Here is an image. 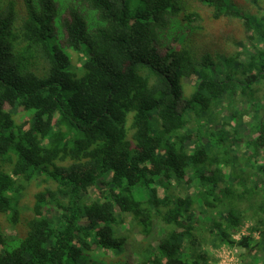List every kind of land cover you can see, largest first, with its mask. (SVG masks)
Masks as SVG:
<instances>
[{
    "label": "trees",
    "instance_id": "trees-1",
    "mask_svg": "<svg viewBox=\"0 0 264 264\" xmlns=\"http://www.w3.org/2000/svg\"><path fill=\"white\" fill-rule=\"evenodd\" d=\"M262 147L264 0H0V264H243Z\"/></svg>",
    "mask_w": 264,
    "mask_h": 264
},
{
    "label": "rangeland",
    "instance_id": "rangeland-1",
    "mask_svg": "<svg viewBox=\"0 0 264 264\" xmlns=\"http://www.w3.org/2000/svg\"><path fill=\"white\" fill-rule=\"evenodd\" d=\"M73 54V57H75L76 55H75V53H72ZM209 74H211V71L209 72ZM189 81H187L186 83H185V93L186 94H189V93H191L192 92V89H193V79H188ZM252 101H254V99L252 100ZM247 109H244L245 111H247V114L249 115L250 114V112H251V108H250V105H247ZM260 119V118H259ZM259 119H257V120H259ZM210 126L212 127L211 129H213V130H217V128H218V126H220V124L217 122V123H215L214 121L212 122V123H210ZM242 131V130H241ZM235 145H237L236 143H234ZM232 149V148H231ZM233 150L234 151H236V153H233V155H239L240 153H241V151H244V149H243V147L242 146H234L233 147ZM261 150L263 151L264 150V147H262L261 148ZM239 153V154H238ZM263 158V157H262ZM238 161H240V160H238ZM238 161L236 162L237 163V167H236V169L239 167L240 169H243L244 171V173L247 175V173L249 174V175H252V174H255V175H257V177H259L260 179H264V173L263 174H260V173H258V172H255L256 171V169H255V171L253 170V169H251L250 167H246L245 165L243 166V164L242 163H240V164H238ZM250 168V169H249ZM228 173H230L231 174V169L230 168H227V170H226ZM203 217V216H202ZM203 222H206L207 220H208V218H202L201 219ZM249 225H250V222H245V224L243 225V230H246L247 229V227H249ZM200 227L202 228V227H204L203 225H200ZM255 237H258V234L256 233L255 234ZM207 247H209V252H210V255L213 257V258H218V254H219V252H218V250H220L221 251V246L220 247H218V246H213L212 244H210V246H207ZM219 248V249H218ZM232 248H234V251H233V254H229V256L226 258V262H227V260L229 259V260H233V261H237V259H238V261L240 260V258H239V253L240 252H242L243 250H241L240 248H238V247H232ZM263 254H264V251L262 252V251H257V252H255L252 256H248V255H246V256H244L245 258H244V260H243V264H248L249 262L251 263H253V264H261V263H259V262H257V261H259V260H261L263 263L262 264H264V257H263Z\"/></svg>",
    "mask_w": 264,
    "mask_h": 264
},
{
    "label": "built area",
    "instance_id": "built-area-1",
    "mask_svg": "<svg viewBox=\"0 0 264 264\" xmlns=\"http://www.w3.org/2000/svg\"><path fill=\"white\" fill-rule=\"evenodd\" d=\"M246 232V230H243L241 233H238L235 235V238H239L241 234H244ZM219 249V248H218ZM221 251L218 250L219 254H218V258H216V261L213 264H239V261L237 259V261H233V260H227L226 262V258L229 256V254H233L234 248L232 247H228V246H221Z\"/></svg>",
    "mask_w": 264,
    "mask_h": 264
}]
</instances>
